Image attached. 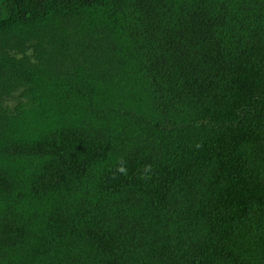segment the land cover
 Instances as JSON below:
<instances>
[{"label":"trees","instance_id":"1","mask_svg":"<svg viewBox=\"0 0 264 264\" xmlns=\"http://www.w3.org/2000/svg\"><path fill=\"white\" fill-rule=\"evenodd\" d=\"M0 264H264V0H0Z\"/></svg>","mask_w":264,"mask_h":264},{"label":"clouds","instance_id":"2","mask_svg":"<svg viewBox=\"0 0 264 264\" xmlns=\"http://www.w3.org/2000/svg\"><path fill=\"white\" fill-rule=\"evenodd\" d=\"M121 172H123L124 171V169L123 168H121V169H119Z\"/></svg>","mask_w":264,"mask_h":264}]
</instances>
